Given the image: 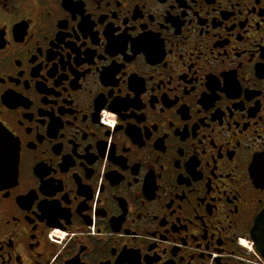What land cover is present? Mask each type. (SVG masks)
I'll list each match as a JSON object with an SVG mask.
<instances>
[{"label":"flooded vegetation","instance_id":"flooded-vegetation-1","mask_svg":"<svg viewBox=\"0 0 264 264\" xmlns=\"http://www.w3.org/2000/svg\"><path fill=\"white\" fill-rule=\"evenodd\" d=\"M0 264H264V0H0Z\"/></svg>","mask_w":264,"mask_h":264},{"label":"water","instance_id":"water-1","mask_svg":"<svg viewBox=\"0 0 264 264\" xmlns=\"http://www.w3.org/2000/svg\"><path fill=\"white\" fill-rule=\"evenodd\" d=\"M12 143L9 136L6 134V132L2 131L0 129V145L2 146H9Z\"/></svg>","mask_w":264,"mask_h":264}]
</instances>
